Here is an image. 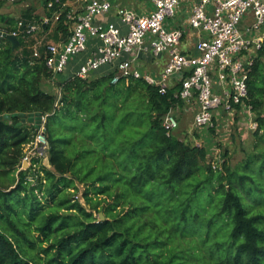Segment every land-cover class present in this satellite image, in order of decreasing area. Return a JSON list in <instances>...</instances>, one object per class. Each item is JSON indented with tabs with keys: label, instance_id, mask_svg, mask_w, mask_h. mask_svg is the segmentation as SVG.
Instances as JSON below:
<instances>
[{
	"label": "trees",
	"instance_id": "1",
	"mask_svg": "<svg viewBox=\"0 0 264 264\" xmlns=\"http://www.w3.org/2000/svg\"><path fill=\"white\" fill-rule=\"evenodd\" d=\"M49 1L53 23L58 6L49 10ZM7 3L0 0V9ZM20 21L40 17L0 13L4 30ZM56 31L71 35L65 13ZM18 39L17 49L0 39V116H13L0 120V264H264V186L232 171L227 150L215 173L206 147L163 126L181 104L180 84L163 95L142 79L114 85L108 74L65 79L54 94L45 88L52 76L45 49L34 57ZM248 87L260 137L264 47ZM32 113L46 116L51 168L42 159L23 166L38 128L14 115ZM237 184L257 192L258 205Z\"/></svg>",
	"mask_w": 264,
	"mask_h": 264
},
{
	"label": "built area",
	"instance_id": "2",
	"mask_svg": "<svg viewBox=\"0 0 264 264\" xmlns=\"http://www.w3.org/2000/svg\"><path fill=\"white\" fill-rule=\"evenodd\" d=\"M19 1L23 0H8L9 3ZM134 1L150 4V7L145 5L143 13L131 8L118 9L115 21L110 19L114 11L112 0H67L64 3L50 0L49 10L58 6L53 13L54 21L65 13L71 31L68 39L61 43L39 41L29 47L33 56L39 57V49L44 46L46 65L52 73L50 82L57 84L70 62L87 52L92 41H98L100 45L72 78L88 80L106 69L102 75L113 74L114 85L121 80L142 79L163 95L180 84L177 98L187 106L197 105L194 126L198 130L217 131L227 119L243 114L249 128L255 131V116L246 101L249 73L264 47V0ZM71 2L78 5L76 9L69 6ZM183 4H188L189 10L187 31L170 24ZM244 19L250 23L241 26ZM48 22L50 19H45L44 23ZM39 30V25H25L20 21L13 32L0 27V39L5 35L23 36L28 43ZM191 31L197 37L196 54L183 50L184 38ZM149 57L165 58L163 69L145 71L143 62ZM45 124L46 116H43L34 140L25 146L23 166L29 167L34 160L48 158ZM163 126L169 134L179 129L173 110L165 116ZM220 162V159L213 162V167Z\"/></svg>",
	"mask_w": 264,
	"mask_h": 264
},
{
	"label": "rangeland",
	"instance_id": "3",
	"mask_svg": "<svg viewBox=\"0 0 264 264\" xmlns=\"http://www.w3.org/2000/svg\"><path fill=\"white\" fill-rule=\"evenodd\" d=\"M112 1H118V3L122 2L124 6H128V8L134 9L136 11H139V8L143 7L142 3H137L134 0ZM46 2L47 0H23L16 4L7 3L4 8L0 9V13L20 20L22 15L28 10H32L34 15L36 14L39 17L46 16ZM147 6L150 5L148 4ZM182 7L186 8L188 7V4H183ZM170 21L174 23L176 20L173 18ZM35 24L40 26L39 33L41 34L42 22L36 21ZM52 24L53 23L50 22L51 30L53 31L54 26L52 27ZM246 24L247 19H244L241 26ZM50 40L53 41L55 39H52L51 37ZM150 65L152 66V64ZM193 106L194 105H188L185 110L181 107L180 109L176 108L174 112L175 116L179 120L180 126L179 129L173 134L177 135L188 144L205 146L209 151L208 161L211 163V165L213 162H216L220 159L221 162L219 165H216L215 173H218L219 170H222V162L224 161L223 155L227 150V159L232 171L237 170L240 174L254 175L256 184L264 186V133L260 137H256L254 131L249 128L247 119L243 114L239 115V117L237 116L232 119H227L224 124L221 125L222 128H218L217 131H206L204 129L198 130L193 125V117L195 116ZM44 163L49 168H51L47 159L44 160ZM247 165H250V167ZM213 184L216 185L217 180H214ZM236 188L241 190L246 202H249L253 205H258L256 203V198L253 197V195H257V192L249 194L248 186L247 188H244L238 184L236 185ZM78 198L82 203H84V200L82 199V192L78 194ZM192 238L197 239L198 235H194ZM207 254L209 255V253Z\"/></svg>",
	"mask_w": 264,
	"mask_h": 264
},
{
	"label": "crops",
	"instance_id": "4",
	"mask_svg": "<svg viewBox=\"0 0 264 264\" xmlns=\"http://www.w3.org/2000/svg\"><path fill=\"white\" fill-rule=\"evenodd\" d=\"M113 2H114V11H113V14L111 15L110 19L117 21V18L115 16L116 11L118 9H121V8H128V6L127 7L124 6L122 4V2L121 3H118V1L117 2L113 1ZM145 5L147 6V4H145ZM145 5L143 4V7L139 8V11H138L139 13H143V8H144ZM69 6L76 9L78 5L71 2V3H69ZM34 16H37V15L35 14ZM46 16H47V14H46ZM46 16H40V21L42 22V33L40 34L39 31L37 33H35L30 38V41L27 43L28 47H30V45H33L34 43L39 42V41H42L43 44H47V43H61L64 40L66 41V39H64V35L63 34L57 33V31H56V21H54L53 24H52V27L54 26V30L53 31L51 30L50 22L44 23L45 19L48 18ZM188 16H189V10L187 8H183L182 7L179 10V12L177 13L176 17H175L176 21L174 23L170 21V24L172 26H174V27L178 26L181 29H185L187 31L188 29H187V26H186V22H187ZM249 23L250 22L247 21L246 25H248ZM28 24H35V22H29ZM243 26H245V25H243ZM51 37H52V39H55V40L51 41L50 40ZM56 37H57V39H56ZM196 41H197V37L194 36V33L191 31V34H187V36H185V38H184L183 50L187 51L190 54H196V51L194 49V44H195ZM99 45H100V43L98 41H92L89 44V49H88L87 52L77 56L76 58H74L70 62V64L68 65L66 73L58 78L57 84L62 82V81H64L65 79L72 78L76 74V72L79 70V68L82 66V64L86 61V59L91 55L92 51L96 47H98ZM191 46H193V47H191ZM43 48H44V46H41L39 50L41 51V50H43ZM29 50L31 51L30 48H29ZM161 61H162V63H161ZM165 62H166L165 58H162V59H159V60H155V59H152L151 57H149L147 60H145L143 62V69L145 71H147V72H159L165 66ZM150 64H152V66ZM103 72H106V69H103L101 72L96 73L94 75V77H98V76L102 75ZM54 83L50 82V79H48L46 81L45 88L47 90H49L50 92L56 94V93H58L59 89L56 86L57 84H54ZM180 107L185 110L187 105H185L184 103L181 102V104L177 106V109H180ZM193 107H194V113H195V111L197 109V105H195ZM193 121H194V117H193ZM193 125H194V122H193Z\"/></svg>",
	"mask_w": 264,
	"mask_h": 264
},
{
	"label": "water",
	"instance_id": "5",
	"mask_svg": "<svg viewBox=\"0 0 264 264\" xmlns=\"http://www.w3.org/2000/svg\"><path fill=\"white\" fill-rule=\"evenodd\" d=\"M5 38L12 44L13 49H17L20 47L21 43L16 36L5 35ZM14 116H19L21 118L22 121L20 124L32 123V124H35L37 128H40L44 115L42 113H36V114L32 113V114H20V115H14ZM12 117L13 116L11 115L0 116V120H3V119L10 120ZM24 167H27V164H25ZM99 217L102 221L105 220V216L102 213H100Z\"/></svg>",
	"mask_w": 264,
	"mask_h": 264
}]
</instances>
